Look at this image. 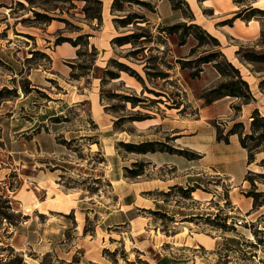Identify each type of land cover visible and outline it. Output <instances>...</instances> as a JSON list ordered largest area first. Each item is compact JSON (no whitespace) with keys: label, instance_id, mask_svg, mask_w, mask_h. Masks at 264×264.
<instances>
[{"label":"rangeland","instance_id":"1","mask_svg":"<svg viewBox=\"0 0 264 264\" xmlns=\"http://www.w3.org/2000/svg\"><path fill=\"white\" fill-rule=\"evenodd\" d=\"M100 1L34 0L30 4L27 0H0V255L9 253L7 247L11 246L23 255L25 264H152L161 253L172 254L184 264H264V205L244 212V196L253 189L248 180L246 186L231 192L229 182L207 173L201 179L203 186L191 198H185L180 188L171 186L139 193L135 202L141 206H133L131 213L140 216L137 225L141 236L133 232L132 237L127 224L102 232L100 228L105 229L107 223L102 217L120 204L126 209L124 203L130 202L132 194L118 197L105 175L110 167L105 166L101 146L107 150V140L102 142L104 135L92 118L103 110L113 115L116 133L121 129L133 133L140 126L132 116L156 117L151 123L158 124L151 126V133L172 146L175 137L162 131L174 125L161 121L168 110L180 108L171 111L187 112L185 117L192 120L201 105L198 97L225 80L212 62L201 64L195 60L218 49L212 38L206 37L199 44L194 36L207 31L206 19H219L214 24L225 34L221 35L222 41L219 32L209 33L220 41L221 50L249 82L256 97L252 103L264 115V84L263 88L260 86L264 63L242 62L236 54L240 47L264 51L261 30L255 37L238 39L221 27L223 20L232 18L239 10L237 3L238 8L227 16L214 14L213 9L200 2L199 10L197 0H190L197 9L196 17L188 0H171L185 15L186 20L179 22L201 27L188 29L189 35H185L184 28L169 33L164 30L169 25L159 22V17L169 11L167 0L164 4L158 0H117L114 7L113 0ZM254 3L251 5L264 9ZM98 9L100 20L93 18ZM35 12L46 13L52 19L44 22ZM124 17L133 22L122 26L114 20ZM257 17L262 29L264 15L258 13ZM132 32H142L148 40L143 36L135 44L111 43L115 36ZM81 34L87 36L79 39L77 46L70 40L62 42L66 48L76 47L73 58L50 56L48 47L62 44H57L60 39L75 40ZM133 49L139 50L130 54ZM67 52L59 48V53ZM113 59L137 71L143 80L119 69ZM179 60L192 61L183 67ZM106 70L117 77H111ZM95 94L100 98L99 106L92 105L87 98L92 100ZM126 95L141 101L132 103ZM233 99L232 105H241L239 98ZM223 107L219 104L212 109L218 112ZM252 111L241 109L236 113L233 109L232 117L206 121V136H210L212 129L217 134L226 133L236 121H243L249 130ZM133 138L131 135L124 142H132ZM115 147L123 157H134L136 153L119 142ZM263 155L264 151L257 152V161ZM130 160L127 158L126 167L134 168V161ZM137 162L145 170L147 163ZM126 167L129 185L126 184L121 197L135 181V177L127 175ZM251 169L262 171L256 162ZM162 172L164 176L175 175L170 168ZM145 176L149 178L150 174L143 179ZM253 177L256 191H264L263 180L257 175ZM262 200L264 195L259 197ZM238 203L242 210L236 207ZM86 207H92L87 214ZM217 213L219 216L215 217ZM223 223L226 230L218 226ZM155 230L159 231L158 237L166 231H179L174 243L186 245L159 246L160 240L156 238V248L150 249L145 238L155 237ZM212 238L215 242L210 245ZM197 241L204 244L198 245Z\"/></svg>","mask_w":264,"mask_h":264},{"label":"crops","instance_id":"2","mask_svg":"<svg viewBox=\"0 0 264 264\" xmlns=\"http://www.w3.org/2000/svg\"><path fill=\"white\" fill-rule=\"evenodd\" d=\"M159 3L164 4V0H158ZM191 8L194 10L193 15L197 17V9L193 7L190 0H188ZM203 4L204 6H208L214 10L215 13H227V16L232 14L231 12L236 10L238 6L235 4L233 0H197L196 3L198 4L199 10L200 6L199 3ZM206 2H209L207 5ZM167 8L169 11L167 14H162V17H159V22H162L165 25H171L179 21L186 20L183 10L181 8H174L172 1L167 0ZM264 8V7H262ZM198 10V11H199ZM193 12V11H191ZM235 13V12H234ZM163 18V19H162ZM197 21L198 19H193ZM219 19H206L205 27L208 32L215 34V32L220 33V37H218L222 41L221 35L225 36V34L221 33L215 26V22ZM207 22V23H206ZM214 25V27H213ZM224 30H226L229 34L234 36L238 39H249L251 37H255L260 33L261 24L257 19H251L250 21L245 22L242 19H234L232 24H222L221 26ZM214 29V30H213ZM26 32V31H23ZM226 38V37H225ZM65 43L58 44L55 47L47 48L49 49V54L54 59L55 58H73L76 55V47H64ZM59 48L66 49L68 52L65 54L59 53ZM230 48V47H227ZM56 54V56H55ZM216 85L213 84L212 86ZM211 86V87H212ZM90 100L91 104L100 105V98L98 95L95 94L93 97V101L91 98L87 97ZM198 100L201 102V105L195 112V115L192 120H189L185 117L187 112H175L173 113L171 110L175 109L180 111V108H171L168 110L166 115L162 118V122H173V126L167 128L165 131L162 128V131L167 132V135L174 136L172 146L175 148L183 149L189 148L196 152L198 155L195 158H187L183 155L177 153H170L167 151H154V152H147V153H134V157H123L115 147V143L119 141H129L131 135L134 136L132 142L139 143L143 141H154L158 140L161 141V137H157L155 134L151 133L152 129L151 126L158 124V123H151V120H156V117H151L148 119L143 120H136L134 121L137 127V131L133 133H128L126 130H119L116 133L113 128V115L107 114L105 111H100L98 116H93V120L97 121L98 130L101 132L102 142L103 140H107L105 144H107V150H105L104 145L101 146V150L105 153L106 162L105 166L110 167V171H114L110 174V171H106L105 174L108 176L109 181L113 184V188L115 189L117 196L120 198H127L131 196L130 202L124 203L128 206L126 209H123L121 204L117 209L112 210L109 212L105 217H102V220H106V228H100L102 232L110 231L109 227H121L122 225L127 224L130 229V233L133 235V232H137L138 236L140 234V227L139 224L140 216L138 213H131L133 212V206H141L136 203V199L140 196L139 193L143 194L145 191H151L157 188H163L165 186H173V185H180V186H188V185H199L200 187L196 188L192 195L199 192L202 183L201 179H203L204 175L207 173L215 174L219 178H222L226 182H229V186L232 187L231 192L239 187V186H246L247 180L245 179V175L247 174L248 170L251 169V164H248V154L247 150L243 148L239 141L238 134H231L229 136V142H225L219 140L217 138V130L212 129V132L209 134L210 136H206V121L215 120L219 117H232L233 116V108L232 102L234 99L230 96H225L219 99L214 100L212 103H206L203 98L198 97ZM255 101V100H254ZM219 104H223L224 107L221 111H214L212 109L213 106H217ZM256 107L253 105L252 102L243 103L241 104L242 111L247 110L250 112ZM214 117V118H213ZM145 124V125H143ZM192 126V129L191 127ZM215 128V127H214ZM170 131L171 133H168ZM166 135V133H163ZM126 158V159H125ZM127 158L131 159V162H137L138 160H142L147 163L145 170H143L142 174L135 177V181L132 182V187L129 188V192H126L122 197L120 195L121 192L126 191V184L129 185L127 182V176L124 173V167L129 166L126 162ZM165 168L173 169L174 176H164L163 170ZM106 170V169H105ZM150 174L149 178L143 179L144 175ZM140 178V179H138ZM246 209L244 212H250L253 208V199L249 196H244ZM134 201V202H133ZM136 201V202H135ZM78 205V203H77ZM123 205V204H122ZM239 207V203L238 206ZM91 209L92 207H86L87 210ZM135 211L138 210V207H135ZM241 210L243 209L241 206L239 207ZM251 215V214H250ZM146 225V223L144 224ZM158 230H155V237H151L148 235L146 237L145 242L150 249L154 245V241L158 238L159 246H169L173 248L174 246L182 247L186 244L181 243H174V240L177 241L179 238V231H176L172 234H165L158 237ZM197 235L199 233H196ZM193 238V236H191ZM199 244H204L203 242L197 241ZM214 239L210 242V245L214 244ZM177 244V245H176ZM158 246V245H157ZM191 246V245H190ZM156 248L155 246L153 247ZM144 250V249H142ZM155 253V252H154ZM157 253H155L156 255ZM179 258H176L172 254H162L158 255L152 264H184V262H178ZM89 260H94L89 258Z\"/></svg>","mask_w":264,"mask_h":264},{"label":"trees","instance_id":"3","mask_svg":"<svg viewBox=\"0 0 264 264\" xmlns=\"http://www.w3.org/2000/svg\"><path fill=\"white\" fill-rule=\"evenodd\" d=\"M30 4L34 3V0H27ZM101 2L100 0H98ZM117 0H113L112 6L114 7ZM132 1V0H128ZM201 1V0H199ZM235 3H237L240 8L237 10L234 14V16L230 19H225L222 21L221 24H232L233 20L236 18H241L244 21H250L251 19H258V13H261L264 15V9H261L260 7H255L251 5L250 3H247L248 0H233ZM146 4H149L148 2H144ZM22 4V3H20ZM174 8H181L180 6L174 5ZM121 9V8H120ZM36 16H39V18L43 17L44 22L50 21L52 19L49 15L46 13H39L35 12ZM93 18H97L100 20L102 18L101 16V10L98 9L97 13L93 15ZM116 22H121L122 26H127L130 23H132V19H129L128 17H124L122 19H114ZM260 20V19H258ZM261 22V20H260ZM262 25V22H261ZM184 28V34L189 35L188 29H201L200 25L197 23H190L187 24L186 22H178L173 25L167 26L164 30H167L169 33L175 32L177 29ZM87 36V34H81L79 37L75 40L72 39H60L57 41L58 43H62L65 40H70L72 43L77 46L80 44L79 39ZM145 36L144 40H148V36L143 34L142 32H132L125 35H118L112 38L111 43L112 44H118V45H124L126 43H132L135 44L137 40H139L141 37ZM195 38L199 40V44L204 43L206 37L212 38L215 41V45L218 47L217 51H212L206 55H202L197 57L195 60L196 62L203 63H213V66L216 68V70L225 78V80H222L219 84L212 86L207 90V92L201 96V98L205 99L206 103H212L214 100L230 96L232 98H239L241 100V104L243 103H249L253 100H256V97L254 93L251 90L249 82L244 78L242 75L240 69L232 62L230 61L225 53L221 50V43L220 41L211 35L208 31L205 29L201 33H195ZM185 37L183 36L181 39V44L184 42ZM260 42L264 43V27L261 29L260 34ZM93 50H96V47H93ZM139 49H133L130 51V54H134ZM236 54L238 55L240 61L246 62V63H264V51L258 52L254 49H248L240 47L236 50ZM219 56L220 59L217 58ZM116 63V66L121 69L127 71L129 74L135 76L138 80H143L142 77L139 75L137 71L134 69H131L128 65L125 63L119 62L115 59H113ZM180 62H183V67H185V64L190 63L192 60H179ZM202 70V68H200ZM107 73L111 75V77H117V74L113 71L106 70ZM195 74H198L197 72ZM264 79L260 81V86L263 88ZM127 100H130L132 103L135 101H141L138 97L129 96L126 95ZM232 108L235 110V112H239L241 110V105L239 104H233ZM149 116L144 117H136L132 116L131 118L133 120L137 119H143L147 118ZM231 134H238L239 135V141L243 148L247 150L248 154V164H251L253 162H256L261 168L262 171L256 172L252 169H249L247 174L245 175V179L248 180L252 186V190L246 192V196L253 198V208H258L260 206L264 205V200L259 201V197L261 195H264V191H256V178H254V175L259 176L263 182H264V155L260 158V160L257 161L256 153L264 151V115L260 112L259 108L256 107L252 111L251 115V121H250V128L249 130L245 129V125L243 121H236L233 123L231 127L228 128L226 133H218L217 138L219 140L229 142V136ZM119 144L126 147V149L130 152H136V153H147V152H154V151H167L170 153H177L180 155H183L187 158H195L197 157V153L193 151H189L186 149H179L175 148L169 144H167L164 141H143L139 143L135 142H124L119 141ZM127 175L130 177H136L143 172V166L139 164L138 162H134V168H128L126 167ZM172 187L180 188L184 192L185 198H191L192 192L200 187L199 185L194 186H188L186 188L181 187L180 185H173ZM170 188V189H171ZM219 216L217 213L215 217ZM6 217V215H4ZM228 216L226 215L224 219L226 220ZM7 218V217H6ZM183 220H189L192 221L193 219H181ZM220 229L226 230V223L218 225ZM167 234H169L166 231ZM9 250V253L0 255V264H25L24 257L22 254L17 253L11 246L7 247ZM5 248V249H7Z\"/></svg>","mask_w":264,"mask_h":264},{"label":"bare ground","instance_id":"4","mask_svg":"<svg viewBox=\"0 0 264 264\" xmlns=\"http://www.w3.org/2000/svg\"><path fill=\"white\" fill-rule=\"evenodd\" d=\"M257 6L264 7V0H257L255 3ZM196 8V7H195ZM214 30V29H213ZM223 38V37H222ZM233 56V55H232ZM130 78V77H129ZM65 82V81H64Z\"/></svg>","mask_w":264,"mask_h":264},{"label":"water","instance_id":"5","mask_svg":"<svg viewBox=\"0 0 264 264\" xmlns=\"http://www.w3.org/2000/svg\"><path fill=\"white\" fill-rule=\"evenodd\" d=\"M256 0L251 1V4H253Z\"/></svg>","mask_w":264,"mask_h":264}]
</instances>
